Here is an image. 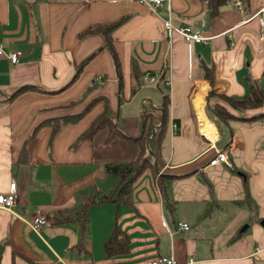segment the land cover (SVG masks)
<instances>
[{
  "label": "crops",
  "instance_id": "0c3cea01",
  "mask_svg": "<svg viewBox=\"0 0 264 264\" xmlns=\"http://www.w3.org/2000/svg\"><path fill=\"white\" fill-rule=\"evenodd\" d=\"M155 1L0 0V44L6 54L20 52L15 64L0 55V193L12 181L19 191L11 211L0 209V264H146L159 257L264 264V118L251 119L264 105L234 110L211 96L234 116L225 122L206 110L211 90L244 96L252 80L264 89V30L254 16L264 0H241L240 8L228 0L215 16L209 0ZM176 28L203 40L187 41ZM23 86L55 93L11 98ZM166 90L167 138L161 150L150 141L164 190L148 168L127 202L104 200L119 184L104 163L127 161L128 152L78 136L106 104L123 133H139L145 113L158 126ZM90 103L77 122L53 132L48 120ZM201 112L214 139L203 131ZM218 150L230 166L209 164ZM38 208L47 222L33 229ZM115 226L128 236L127 251L108 257L104 244Z\"/></svg>",
  "mask_w": 264,
  "mask_h": 264
},
{
  "label": "trees",
  "instance_id": "16d2710c",
  "mask_svg": "<svg viewBox=\"0 0 264 264\" xmlns=\"http://www.w3.org/2000/svg\"><path fill=\"white\" fill-rule=\"evenodd\" d=\"M228 0H209L208 8L210 16H215L219 12L220 6L225 4ZM106 48H108L115 59L117 67L118 81L121 87L122 76L120 71V64L118 57L115 53L112 41L110 38L106 39ZM132 69H137L134 61L131 63ZM79 73V71H78ZM264 75V71H263ZM212 83V80L210 81ZM141 81H137L136 86L131 88V93L140 86ZM94 84L88 87L90 90ZM27 91L45 92L48 94L55 93V91H44L35 86H23L17 89L11 98L21 95ZM59 91V90H58ZM211 96H216L218 99L226 103L230 108L234 110L243 109H256L264 105V89L258 84L256 80H252L249 84L248 93L244 96H226L216 94L211 90L207 97L206 110L213 121H227L234 118V116L227 111V109L219 103H210ZM91 103L88 104L81 112L74 115H65L63 117L55 118V120H48L52 123L53 132L57 131L58 127L67 123L77 122L86 112L89 110ZM161 118L158 126H155L151 117V114L145 113L142 116V128L137 134L123 133L117 126L114 116L108 106L104 105L103 110L93 118L90 125L78 136L77 142L82 140L101 142L105 145L123 144L128 152V160L123 162L108 160L104 163L106 171L109 174H114L119 178L118 187L109 195L103 196L104 200H109L115 203L127 202L131 193V186L135 179L140 176L146 169L153 168L156 161V152L150 147V141L153 139L154 144L161 150L162 145L167 138L169 128V93L164 91L163 101L161 103ZM264 118V113H259L251 119ZM154 128L155 131H154ZM120 142V143H119ZM159 168L154 169V175L156 176L157 183L162 190L163 178L166 175H157ZM128 236L119 227L115 226L104 244V251L108 257L117 254H123L127 251Z\"/></svg>",
  "mask_w": 264,
  "mask_h": 264
},
{
  "label": "built area",
  "instance_id": "2783aa9c",
  "mask_svg": "<svg viewBox=\"0 0 264 264\" xmlns=\"http://www.w3.org/2000/svg\"><path fill=\"white\" fill-rule=\"evenodd\" d=\"M156 3H159L160 0H156ZM150 8L152 4H148ZM234 5L237 8L241 7V0H236L234 2ZM257 17V19L260 21L262 28L264 30V6L254 15ZM165 26L167 29H174L172 24L169 20L164 21ZM179 34H181L187 41L194 40V41H202L203 38L196 34L192 33L189 28H176L175 29ZM0 55H7L10 62L12 64H15L19 61L20 52H11V53H5L3 46L0 44ZM220 163H225L228 166H230L229 158L226 153V151L218 150L215 154V156L210 160V165H217ZM19 196L18 187L15 181H12L9 186V190L5 193H0V209L9 210L11 211L15 204L17 203ZM47 222V215L44 212L43 209L38 208L35 215L31 219V221L28 223V225L33 229H38L40 226L45 224ZM178 229L181 230H187L189 229V226L185 223H178ZM146 264H181L178 263L176 260L168 257H159L157 259H153L149 261Z\"/></svg>",
  "mask_w": 264,
  "mask_h": 264
},
{
  "label": "bare ground",
  "instance_id": "6f19581e",
  "mask_svg": "<svg viewBox=\"0 0 264 264\" xmlns=\"http://www.w3.org/2000/svg\"><path fill=\"white\" fill-rule=\"evenodd\" d=\"M201 118H202V122H203V131L204 133L214 139L215 138V128L213 127V124L208 121V119L206 118L205 114L201 112Z\"/></svg>",
  "mask_w": 264,
  "mask_h": 264
},
{
  "label": "rangeland",
  "instance_id": "374dc122",
  "mask_svg": "<svg viewBox=\"0 0 264 264\" xmlns=\"http://www.w3.org/2000/svg\"><path fill=\"white\" fill-rule=\"evenodd\" d=\"M15 98V97H14ZM200 119V118H199ZM120 143V142H119ZM150 146L152 147V144H150ZM155 149V145H154V147H153V150ZM125 146L123 145V144H121V148L118 150V152H117V155H120V154H124L125 153ZM227 153V152H226ZM116 156V155H115ZM114 158H116V157H114Z\"/></svg>",
  "mask_w": 264,
  "mask_h": 264
}]
</instances>
